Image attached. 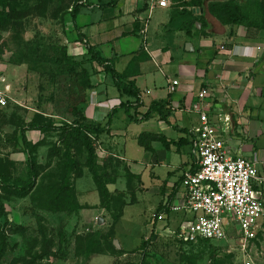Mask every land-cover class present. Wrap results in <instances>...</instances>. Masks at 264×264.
Here are the masks:
<instances>
[{"label": "rangeland", "instance_id": "rangeland-1", "mask_svg": "<svg viewBox=\"0 0 264 264\" xmlns=\"http://www.w3.org/2000/svg\"><path fill=\"white\" fill-rule=\"evenodd\" d=\"M78 1L0 0V89L9 87L13 98L0 111V182L9 187H25L30 182L22 131L34 116L40 123L61 127L77 119L90 97L94 101L90 84L100 74L99 66L80 43L72 20V6ZM174 2L175 8H184L191 0ZM25 136L33 144L45 142L37 152L39 177L23 199L10 195L0 183V247L1 238L6 240L0 264H245L234 241L215 247L213 254L204 244L173 241L165 221L153 229L156 213L150 209L156 207L157 198L150 203L147 196L139 195L140 202L128 206L136 200L132 187L136 182L120 161L106 162L100 175L107 182L124 179L127 191H116L107 208L102 207L85 167V152L76 146L72 153L83 174L80 178L72 174L70 185L77 204L81 197L83 210L50 209V187L59 180L50 174L59 175L66 149L64 134L29 131ZM129 148L132 154L136 152ZM90 209L98 210L93 219L88 218ZM182 221V215L171 214L168 224L175 229ZM146 242L149 245L144 247ZM250 255L252 264H264V234Z\"/></svg>", "mask_w": 264, "mask_h": 264}, {"label": "crops", "instance_id": "crops-1", "mask_svg": "<svg viewBox=\"0 0 264 264\" xmlns=\"http://www.w3.org/2000/svg\"><path fill=\"white\" fill-rule=\"evenodd\" d=\"M151 1L88 0L91 6L82 9L77 26L94 50L112 61L141 94V105L135 107L136 99L121 95L112 75L106 76L99 67L100 74L92 80L95 103L90 97L84 111L91 123L104 127L110 122L96 141L98 164L103 167L114 160L128 167L136 182L132 186L136 200L128 206L139 203V195L150 203L157 198L150 209L156 213L182 201L184 176L198 168L192 130L199 121L194 107L203 89L209 92L205 109L225 132L230 154L256 162L264 180V31L225 27L207 9L190 7L187 12L198 22L188 35L173 24L191 19L184 8H175L174 0H168L170 7H156L150 13ZM201 21L206 22L205 32ZM174 81L179 85L171 93ZM127 102L129 114L119 109ZM156 103L164 105V116L144 121ZM124 182L120 178L109 183V193L127 191ZM89 212V219L98 214L96 209Z\"/></svg>", "mask_w": 264, "mask_h": 264}, {"label": "built area", "instance_id": "built-area-1", "mask_svg": "<svg viewBox=\"0 0 264 264\" xmlns=\"http://www.w3.org/2000/svg\"><path fill=\"white\" fill-rule=\"evenodd\" d=\"M170 5L168 0H152L149 10L152 13L156 7ZM145 33L146 30L142 32ZM178 85L174 81L170 92H175ZM208 94L203 89L194 107L199 115L198 124L192 130L198 168L184 176L182 185L186 192L182 201L167 204L158 222L165 221L170 238L180 244L209 242L222 247L234 241L245 264H252L251 247L264 234V180L259 176L256 162L230 154L223 139L225 132L219 131L205 109ZM12 101L9 87L0 89V110L7 109ZM91 102L95 103V95ZM227 129L228 125L223 130ZM167 211L170 215L183 216L175 229L168 224Z\"/></svg>", "mask_w": 264, "mask_h": 264}, {"label": "trees", "instance_id": "trees-1", "mask_svg": "<svg viewBox=\"0 0 264 264\" xmlns=\"http://www.w3.org/2000/svg\"><path fill=\"white\" fill-rule=\"evenodd\" d=\"M6 2L8 0H5ZM115 2V1H114ZM88 1H78L72 6L71 16L72 20L75 23V28L78 29V37L80 43L85 45L88 55L91 57L92 61L96 63L100 68H102V73L106 76L111 74L114 80L115 87L118 89L121 95H125L129 98L136 99V106L139 107L141 105V94L138 88L136 87L134 82H128L127 78L118 73L114 67L112 61H109L103 58L98 52L94 50V47L86 40L85 36L82 35L78 26H77V17L85 7H90ZM106 6H103L104 8ZM200 8L207 9L209 14L216 18L223 26L229 27H245L248 31H264V0H191V2L184 9L187 12L186 8ZM184 13V12H183ZM188 16L191 18L189 21H174L175 29L187 31L189 35L191 30L195 29V24L198 22L195 18H193L192 12H187ZM1 15V14H0ZM9 19L12 17L7 15ZM7 18V21H10ZM203 24L202 31L205 32L207 29L206 22L201 21ZM233 35V32L231 33ZM94 86L91 83L90 89L93 90ZM86 108V106H85ZM85 108L78 114H76V120L71 124H65L61 127H58L54 124H44L37 121L36 116H34L32 122L26 129H23L22 134V142L24 146V153L27 156V162L29 167L30 174V182L25 187H9L5 185V183L0 182L5 185L4 189L9 190L10 195L17 196L21 199L27 197L29 192L32 191L34 185L36 184V180L39 177V167L37 162V152L39 148L45 146L44 140L33 144L28 138L25 136L26 132L29 131H40L42 133H51V132H59L64 134L65 138V154L64 160L61 165L58 167V173L50 174L51 178L54 180H59L56 183H53L50 187V200H48V206L50 209L64 211L67 210L69 212H76L79 210H83V208L77 204L76 196L74 194V189L70 185V180L72 174L75 175L76 178H80L83 174L81 165L77 161V159L73 156L74 146L78 147V151L85 152L86 155V163L85 167L88 169L89 173H91L94 182L97 186L101 197L102 207L107 208V203L111 199V194L108 191L107 185L111 182H107L103 176H101L100 172L103 171V168L98 164L97 157V146L96 141L99 136L106 133L107 127H109L110 122L106 126H102L100 124H94L87 120L84 115ZM119 109H126L127 113L130 112V104L124 103L120 106ZM164 105L160 103L153 104L149 111L143 116L144 121L151 120L156 114H160L161 117L163 114ZM1 111V110H0ZM118 109L113 110L112 115L117 113ZM131 117V116H130ZM138 121V120H136ZM94 138V139H93ZM147 150V148H146ZM1 180V177H0ZM37 187V186H36ZM95 211V210H94ZM168 212V211H167ZM163 213L161 209L156 212L155 218L152 220L153 229L156 228L158 223L159 215ZM170 212L167 214V219L169 220ZM118 220V219H116ZM154 231L151 233V237H153ZM200 244H204L209 247V249L213 252L216 251L214 245L209 242H199ZM149 245L148 242L144 244V247ZM181 245H192V244H181ZM6 240L4 237L1 238V247L0 254L5 250ZM88 253H91V249L88 248Z\"/></svg>", "mask_w": 264, "mask_h": 264}, {"label": "water", "instance_id": "water-1", "mask_svg": "<svg viewBox=\"0 0 264 264\" xmlns=\"http://www.w3.org/2000/svg\"><path fill=\"white\" fill-rule=\"evenodd\" d=\"M116 246H117V242H115Z\"/></svg>", "mask_w": 264, "mask_h": 264}]
</instances>
